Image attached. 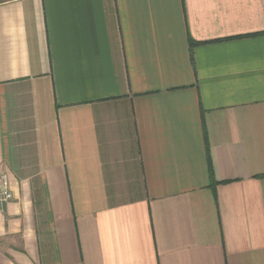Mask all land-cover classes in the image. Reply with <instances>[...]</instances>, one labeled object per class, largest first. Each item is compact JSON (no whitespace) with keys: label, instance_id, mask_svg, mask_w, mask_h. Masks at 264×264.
Returning <instances> with one entry per match:
<instances>
[{"label":"crops","instance_id":"1","mask_svg":"<svg viewBox=\"0 0 264 264\" xmlns=\"http://www.w3.org/2000/svg\"><path fill=\"white\" fill-rule=\"evenodd\" d=\"M0 264H264V0H0Z\"/></svg>","mask_w":264,"mask_h":264},{"label":"built area","instance_id":"2","mask_svg":"<svg viewBox=\"0 0 264 264\" xmlns=\"http://www.w3.org/2000/svg\"><path fill=\"white\" fill-rule=\"evenodd\" d=\"M8 175L5 171L0 172V208L4 203H7L12 199V193L10 189V184Z\"/></svg>","mask_w":264,"mask_h":264}]
</instances>
